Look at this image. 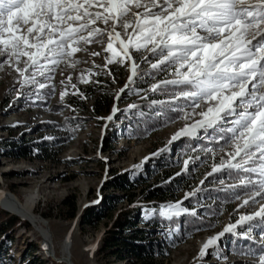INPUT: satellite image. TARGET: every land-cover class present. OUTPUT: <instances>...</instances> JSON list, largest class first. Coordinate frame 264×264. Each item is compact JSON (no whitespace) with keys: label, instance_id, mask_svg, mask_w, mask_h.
Masks as SVG:
<instances>
[{"label":"rangeland","instance_id":"obj_1","mask_svg":"<svg viewBox=\"0 0 264 264\" xmlns=\"http://www.w3.org/2000/svg\"><path fill=\"white\" fill-rule=\"evenodd\" d=\"M117 30L122 31L119 28ZM100 39V43L94 42L87 45V51L77 52L69 60H61L55 67V71L46 72L45 76L37 75L36 80L47 85L43 89L39 88V83L24 82V77L31 75L32 69L24 75L16 71L17 66L24 67L23 60L26 57H22L18 65H13L4 64L3 61L7 57L0 56V64H3L0 67V192L12 195L20 201H23L31 192L34 193L36 197L34 215L39 220V223L35 225L29 218L17 215L0 205L1 209L17 215L28 226V229L22 227L12 234L11 249L8 252H0L3 264H17L20 253L28 247L32 248V255L39 258L42 264H50L49 260L54 264H68L58 259L64 240H67L69 244L71 264H139L136 261L130 262L126 258L117 259L111 253L97 252V249L119 211L141 204L140 214L143 217L151 215L152 208L143 205L145 200L142 194L147 184L161 183V170L174 172V175L182 174L180 182L174 185L173 198L163 202L154 201L158 215L166 220L178 216L172 215L169 218L162 215L161 205L174 204L177 201H181V207L188 210L182 214L209 218L202 210L208 201L198 196L200 189L212 186L222 190L229 184L238 183L239 178L212 179L215 173L211 176L207 175L211 172L212 164L219 163L221 156L227 159L226 153L220 151L224 141L212 146L213 143H217L219 129L215 132L212 129H198L195 135L181 136L169 143L172 136L186 123L191 124L193 119H199V117L185 121L180 119L183 113L178 111L175 118L164 122L158 128L146 130L140 139L133 137L126 124L116 118L122 112H126L129 105L136 104L145 95L151 93L150 87L153 83L173 79V69L157 70L162 77L153 78L154 76L148 73L152 69L150 63L142 57L149 56V61L152 63L155 62L156 57H152L145 50L134 52L133 57L139 65L138 75L129 82L130 62L125 60L124 63L107 64L106 57L112 56L111 52L104 51L108 37L104 35ZM113 47L119 50V42L113 41ZM92 52H97L99 55H92ZM112 59L119 61L120 57L116 56ZM73 61H78L75 67L70 66ZM48 67L53 66L48 65ZM119 67H122L124 73L121 74L118 71ZM82 75L87 82L81 80ZM95 78L99 81H109L113 90L109 109L97 116L91 114L89 100L85 102L88 108L85 112L78 111L67 103L68 97L76 96L81 86L91 84ZM137 83L142 84L144 89H136ZM125 84H128V88L120 94L119 99L127 91L131 93L130 99L127 102H120L117 93L124 88ZM61 93H66L63 98ZM171 96L172 94L164 100L170 101ZM169 106L176 110L179 107L189 110L187 102L183 99L174 101ZM114 107L119 109L115 113H113ZM109 116H112L111 120L107 119ZM69 117L76 118L80 125L60 143V149L52 160L41 161L34 158L6 156L9 150L6 145L12 140L19 142V140L35 138L39 141L50 139L51 136H62L57 125ZM223 126L226 128L230 124ZM109 132L117 137L110 144L111 148L104 144ZM185 139L193 142L181 147ZM197 141L205 144L201 147L197 145ZM205 148L215 149L217 155L213 157L211 153L203 150ZM186 160L189 161L187 169L184 164ZM154 162L160 167H156ZM114 174H125L128 181L135 177L145 180L142 185L134 187L135 195L130 202L128 201L130 191L123 192L108 184ZM202 180L203 184H201ZM221 180L224 181L223 184L220 183ZM183 184L186 186H182ZM194 191V195L185 199L187 193ZM104 196L117 197L111 210L92 225H81V212L88 206L98 205ZM194 196L199 198L191 201L190 206L184 204ZM240 196L241 200L231 196L230 203L215 210V215L211 217L206 227L181 235L178 242L164 245L165 256L153 254L152 260L158 264L259 263V257L264 255V251L234 252L228 249L227 244L232 242L230 238L237 237L240 241L246 239L253 241L264 249V223L260 230L255 224V219L258 220L261 217H254L243 224H237L234 231L226 232L214 245L209 246L203 256L200 255L203 244L210 237L222 232L226 226L236 224L241 215L255 213L260 205L264 204V198L257 197L258 203L250 202L244 207H239L242 200L246 198L245 192ZM43 228L48 229L49 238L51 235L53 249L50 246L45 247L44 241L47 236ZM163 232L169 237L175 230L171 228ZM149 235L148 238L161 239L162 230L159 227L153 228ZM51 249L54 258L49 256ZM55 258L58 260H54Z\"/></svg>","mask_w":264,"mask_h":264},{"label":"snow or ice","instance_id":"obj_2","mask_svg":"<svg viewBox=\"0 0 264 264\" xmlns=\"http://www.w3.org/2000/svg\"><path fill=\"white\" fill-rule=\"evenodd\" d=\"M104 35L108 37L104 51L112 54L106 57L107 64L129 61V82L138 75L134 52L145 50L156 57L154 63L149 56L142 57L153 70L173 69V79L153 83L150 91L176 86L171 100L159 103L183 99L189 110L179 107L183 113L180 119H199L186 123L169 143L195 135L198 129H219L216 142L224 141L220 151L227 159L221 156L207 175L235 170L238 183L227 187L250 189L239 207L264 198V0H0V56L7 57L4 64L13 65L26 57L24 67H16L21 75L33 70L24 77L25 83H39L37 75L55 71L61 60L87 51V45L100 43ZM113 41L119 42V50ZM116 56L119 61L112 59ZM46 86L39 83L41 89ZM126 88L128 84L119 90L118 99ZM65 94L61 93V98ZM118 110L114 107L113 113ZM203 150L217 155L213 148ZM188 163L184 162L185 169ZM194 194L187 193L185 199ZM235 198L242 199L239 194ZM181 203L161 205V214L170 218L187 212ZM254 217L264 218V204L210 237L200 255L237 224ZM259 264H264V255H260Z\"/></svg>","mask_w":264,"mask_h":264},{"label":"trees","instance_id":"obj_3","mask_svg":"<svg viewBox=\"0 0 264 264\" xmlns=\"http://www.w3.org/2000/svg\"><path fill=\"white\" fill-rule=\"evenodd\" d=\"M118 71L121 74L124 73L122 67H119ZM148 73L152 74V76H154L153 78L156 79L162 77L157 70L151 69ZM135 87L136 89H144V86L139 83H137ZM112 91L109 81H99V79L95 78L91 84L81 86L76 96L68 97L67 103L72 108L85 112L88 110L85 102L89 100L91 103V114L93 116L101 115L109 109L113 98ZM174 91H177L176 86H162L160 91L145 95L143 99L137 101L135 104L137 107L128 108L126 112H122L116 119L126 124L135 139H140L146 130L158 128L164 122L176 117L178 110L172 109L168 103H159V101H165L164 99L169 97ZM130 95L131 93L127 91L119 101L127 102L130 99ZM154 101L157 103H153ZM79 125L76 118L69 117L63 120L61 124L57 125L61 134H63L62 136H51L50 139H42L39 141L35 138H30L25 141L19 140V142L12 140L6 145L7 150L9 149L6 156L12 158H34L41 161L52 160L60 149V143L66 140ZM115 138L117 137L112 136L109 132L105 138V146L111 148L110 144L113 143ZM191 142L193 141L185 139L181 147L186 144L190 145L189 143ZM196 143L201 147L205 144L199 141ZM217 144L218 143H213L212 146ZM154 164L156 167H160L156 162H154ZM160 173L162 176L161 183L154 185L147 184L144 191L142 189V198L145 200L143 205H148L152 208L151 215L143 217L140 214L141 204H136L123 211H119L112 220L109 229H107L105 235L102 237L97 252L104 251L105 253L113 254L117 259L121 260L126 258L130 262L136 261L139 264H158L152 260V255L158 254L159 256H165V251L163 250L164 245H171L174 242H178L181 235L189 234L194 230L206 227L210 223L211 217L215 215V210L230 203L231 196L250 191V189L244 190L241 188L226 187L222 190H218L212 186L202 187L198 192V196L208 201V204L202 207V210L209 218L207 217L205 219L200 216L181 214L178 217H172L166 220L158 215L156 203L154 201L163 202L173 198L172 192L174 185L180 182L182 174L174 175V172H168L165 169L161 170ZM221 177H226L228 179L239 178L235 170L225 169L215 173L212 179H219ZM144 181L145 180L139 177H135L133 180L128 181L125 174H114L108 181V184L110 187L123 192L130 191L128 194V201L130 202L131 198L135 195V192H133L134 187L142 185ZM182 186H186V184ZM199 197L194 196L192 199L190 198L185 201L184 204L190 206V202ZM116 200L117 197L104 196L98 205L86 207L80 214V224L86 226L99 221L105 216L106 212L111 210ZM146 210H149V208H146ZM263 223L264 218L255 219V224L258 226L259 230ZM137 224H141V226H137ZM22 227L28 229L26 222L17 215L0 208V252H8L11 249L12 234ZM158 227L162 230V238H148L153 228ZM171 228L174 229L175 232L169 237L165 236L163 231ZM230 241L232 242L227 244L230 251H264L258 244L248 239L240 241L237 237H232ZM31 249L32 248L28 247L20 253L17 264H42L39 258L32 255ZM49 263L54 264L50 260ZM0 264H3V257H0Z\"/></svg>","mask_w":264,"mask_h":264},{"label":"bare ground","instance_id":"obj_4","mask_svg":"<svg viewBox=\"0 0 264 264\" xmlns=\"http://www.w3.org/2000/svg\"><path fill=\"white\" fill-rule=\"evenodd\" d=\"M35 198H36L35 194L31 192L24 198L23 201H20L12 195L0 192V205L3 208H7L8 210L14 212L17 215L20 216L22 215L23 217L29 218L36 225L37 223H39V220L34 215ZM43 231L44 234L47 236V239H45L44 241L45 247L50 246L53 249V244H52L53 242L50 233H49L50 238L48 236V232H49L48 229L46 230L43 228ZM52 249L49 251L50 257H53V254L51 252ZM53 253L55 254V251ZM58 259L60 261L71 264L69 244L67 240H64L61 245V255L58 257ZM58 259L55 258L54 260L57 261Z\"/></svg>","mask_w":264,"mask_h":264},{"label":"water","instance_id":"obj_5","mask_svg":"<svg viewBox=\"0 0 264 264\" xmlns=\"http://www.w3.org/2000/svg\"><path fill=\"white\" fill-rule=\"evenodd\" d=\"M5 210V209H4ZM7 211V210H6ZM68 264H70V263H68Z\"/></svg>","mask_w":264,"mask_h":264}]
</instances>
